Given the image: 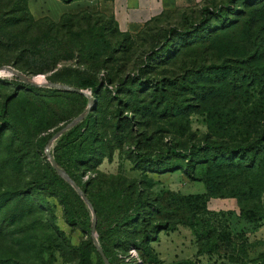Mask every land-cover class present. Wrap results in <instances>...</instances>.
<instances>
[{"label": "rangeland", "instance_id": "1", "mask_svg": "<svg viewBox=\"0 0 264 264\" xmlns=\"http://www.w3.org/2000/svg\"><path fill=\"white\" fill-rule=\"evenodd\" d=\"M107 1L75 0L69 12L75 14V30L93 26L109 41L113 52L107 59L89 51L80 61L73 57L33 74L17 68L0 47V66H13L36 81L103 83L83 121L50 143L60 165L98 208L99 243L113 264H264V188L258 221L241 215V207L251 204L229 195L230 186L222 188L223 196L205 198L206 208L218 214L235 242L220 249L213 237L199 239V224L174 223L183 210L180 203L162 200L165 192L205 193L202 181L168 167L193 144L215 141L239 154L264 143V0H215V7L227 2L235 9L220 24L211 20L207 29L199 8H189L164 12L134 32L114 30ZM41 18L44 26L51 20ZM124 81L137 90L120 91ZM158 85L162 90L153 89ZM86 104L83 95L34 87L0 70V122L7 121L0 129L4 264H103L94 246L88 252L84 244L91 242L89 208L70 184L51 173L44 152L50 137ZM157 162L160 169L154 171ZM215 172L231 178L229 184L253 176L233 167ZM155 197L162 212L154 222L165 220L163 211L176 210L168 229L149 232L148 252L117 247L121 229L115 222Z\"/></svg>", "mask_w": 264, "mask_h": 264}, {"label": "trees", "instance_id": "2", "mask_svg": "<svg viewBox=\"0 0 264 264\" xmlns=\"http://www.w3.org/2000/svg\"><path fill=\"white\" fill-rule=\"evenodd\" d=\"M62 1L69 3L75 0ZM214 1L215 0H204L199 8L200 14L202 15V20L200 21V23H203L202 28L212 25V23H210L212 22L211 20H215L219 24L222 23L223 20L227 18V11L232 12L231 10L235 9L233 8V3L229 5L227 2L215 7V5H213ZM232 1L236 3L241 2V0ZM209 14L210 16H208ZM74 17L75 14L65 13L61 16L59 21L49 20L44 26L41 24L43 21L42 18L35 19L29 12L27 0H0V47L13 56L11 62L17 66V68H24L33 74H40L52 70L57 63L70 60L73 57H76V60L80 61L82 56L89 51H91V55L95 57L107 59L111 56L113 48L104 36L101 37L103 34L100 30H94L93 26L75 30V24L73 23ZM110 20L114 24V30L119 31L112 17ZM163 49H166V47ZM108 79L110 83H112V78L110 77ZM85 85L86 86L81 85L79 88L85 89L83 87H88L94 93L93 96L96 99V93L101 89L103 83L95 84L86 82ZM128 85L127 81H124L118 89L131 93L137 90V88ZM156 88L162 90V87L159 85L155 88L153 87V89ZM93 107H95V105ZM6 122L5 119L0 122V129ZM74 127H72V129ZM173 154H176L175 151ZM177 154L182 160L177 163H170L168 167L173 170H182L191 180L202 181L205 193L174 194L165 192L162 196V200H164L165 204L170 206L178 202L180 203L179 208L182 207L183 209L179 220L174 223L180 222L191 227H195L196 224H199L201 229L197 231L196 234L199 236L200 240H209L210 237H213L216 241L213 243L217 248L232 247L235 245V242L230 231L225 227V224L217 218L218 214L216 212L206 208L205 198L215 195L223 196L224 189L222 188L230 186L227 190L229 195L236 196L239 200H245L251 204L246 208L241 207V215L249 221H258L262 219V215L257 213L258 209H260L259 194L264 188V162L262 163V167L258 165L260 162L264 161V143L260 142V145H258L255 150L244 149L241 153L237 154L226 146L217 145L215 141L208 142L206 140L204 144H193L192 148L190 147L189 152L186 154ZM171 155L172 153H170L169 156ZM169 156L167 155L165 158ZM162 163H167V160H164ZM159 165L161 164L157 162V166L153 168L154 171L160 169ZM196 165L201 167L203 171L201 174H197ZM232 167L238 170L247 169L252 172L251 174H253V176L250 179L248 175L245 178L239 179L235 184H229L231 183V178L222 179V175L215 172L216 170L220 172L222 169ZM50 170L56 178H61L52 167ZM81 188L85 191L83 187ZM218 190H220L221 193H218ZM88 198L93 204L97 216L98 208L95 206L90 196H88ZM158 199V197H155L150 201H145L143 206L140 207V210L126 211L122 218L115 222L114 227L120 225L121 229V236L115 241L117 247L126 250L132 247L148 252L150 241L149 232H153V234L155 233L156 235L158 231L168 229L171 218L176 214V210L163 211L166 217L165 220L163 222H154L156 219L155 214L162 212L156 202ZM198 200H201L200 203ZM196 216L197 218H195ZM67 221H69L68 218ZM57 233L60 234V236L63 234L61 230H58ZM91 242L86 241L84 243L87 246L88 252L93 250L94 245ZM100 245L110 263L113 264L112 259L109 257L108 248L102 243ZM0 264H4L3 261H0Z\"/></svg>", "mask_w": 264, "mask_h": 264}, {"label": "crops", "instance_id": "3", "mask_svg": "<svg viewBox=\"0 0 264 264\" xmlns=\"http://www.w3.org/2000/svg\"><path fill=\"white\" fill-rule=\"evenodd\" d=\"M49 1L50 5L43 7L38 0H27L29 12L35 19L48 17L57 21L63 14L72 12L76 3ZM203 2L204 0H108L107 8L119 31L134 32L164 12L197 9Z\"/></svg>", "mask_w": 264, "mask_h": 264}, {"label": "water", "instance_id": "4", "mask_svg": "<svg viewBox=\"0 0 264 264\" xmlns=\"http://www.w3.org/2000/svg\"><path fill=\"white\" fill-rule=\"evenodd\" d=\"M0 70L7 71L11 73L12 75H15L19 80L22 82L32 85V86H43V87H49V88H56L60 90L65 91H71L75 92L81 95H84L87 97V104L86 107L82 112H80L78 115H76L74 118H72L69 122H67L64 126H62L60 129H58L48 140L44 147L45 155L50 163V166L54 169V171L68 184L72 186V188L75 190V192L80 196V198L83 200V202L87 205L91 212V223H90V237L92 240V243L98 252L99 256L101 257L104 264H111L108 257L106 256L105 252L103 251L98 238H97V230H96V224H97V216L96 212L94 210L93 204L89 200L88 196L86 195L85 191L75 182V180L67 173V171L57 162L55 159L53 153L50 151V143L51 141L59 138L63 133L71 129L72 127L76 126L79 122H81L89 113L91 108L95 105L96 99L91 94V92L87 89H82L79 87H75L68 84L58 83V82H52V81H41L37 82L34 79L30 78L23 72L17 70L16 68L10 66V65H2L0 66Z\"/></svg>", "mask_w": 264, "mask_h": 264}, {"label": "bare ground", "instance_id": "5", "mask_svg": "<svg viewBox=\"0 0 264 264\" xmlns=\"http://www.w3.org/2000/svg\"><path fill=\"white\" fill-rule=\"evenodd\" d=\"M4 72H7V71H4ZM7 73H9V72H7ZM11 74V73H10ZM36 81V80H35ZM37 82H39V81H37Z\"/></svg>", "mask_w": 264, "mask_h": 264}]
</instances>
